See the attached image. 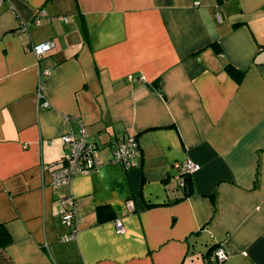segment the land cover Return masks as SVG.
Instances as JSON below:
<instances>
[{
	"label": "crops",
	"instance_id": "0c3cea01",
	"mask_svg": "<svg viewBox=\"0 0 264 264\" xmlns=\"http://www.w3.org/2000/svg\"><path fill=\"white\" fill-rule=\"evenodd\" d=\"M80 126L101 165L50 187ZM121 135L137 167L112 162ZM1 224L0 264H218L214 245L222 264H264V0L1 2Z\"/></svg>",
	"mask_w": 264,
	"mask_h": 264
},
{
	"label": "built area",
	"instance_id": "2783aa9c",
	"mask_svg": "<svg viewBox=\"0 0 264 264\" xmlns=\"http://www.w3.org/2000/svg\"><path fill=\"white\" fill-rule=\"evenodd\" d=\"M6 0H0V3ZM66 20L64 17H60ZM220 17L218 18V21ZM20 30H26L24 23L19 25ZM54 47L52 41H44L34 43L29 46V50L37 57L49 52ZM45 73L48 70H44ZM48 103L43 100L41 106H47ZM61 141L65 148V154L50 163L51 173L49 186L58 187L72 181L76 176L88 175L97 171L101 165L98 152L101 149L100 145L88 139L83 126H80L78 131L69 130L61 135ZM106 147L111 155V160L114 163L121 165L125 170L137 167L142 161V151L140 149L137 138L134 135H121L112 139ZM199 168L197 163L185 161L178 165L177 185L182 187L185 185V175L191 174ZM62 222L69 227V232L63 237L64 240L74 238L76 230V215L74 208H62L60 211ZM117 233L124 232V225L120 220L114 223ZM227 259L222 245L216 246L209 260H214L218 264H222Z\"/></svg>",
	"mask_w": 264,
	"mask_h": 264
},
{
	"label": "trees",
	"instance_id": "16d2710c",
	"mask_svg": "<svg viewBox=\"0 0 264 264\" xmlns=\"http://www.w3.org/2000/svg\"><path fill=\"white\" fill-rule=\"evenodd\" d=\"M226 69L229 72H233L232 70H230L229 66H227ZM191 183H192L191 174L185 175V185L181 187L185 193H188L189 188L191 187ZM101 210H102V208H98V211H101ZM9 240H10L9 234H8L7 230L5 229L4 225L1 224L0 225V248L4 247L5 244ZM215 247H216V245H214L212 247V249H214Z\"/></svg>",
	"mask_w": 264,
	"mask_h": 264
}]
</instances>
